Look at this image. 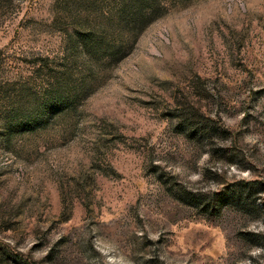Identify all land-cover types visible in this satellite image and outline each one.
Instances as JSON below:
<instances>
[{"label":"rangeland","instance_id":"1","mask_svg":"<svg viewBox=\"0 0 264 264\" xmlns=\"http://www.w3.org/2000/svg\"><path fill=\"white\" fill-rule=\"evenodd\" d=\"M0 264H264V0H0Z\"/></svg>","mask_w":264,"mask_h":264},{"label":"trees","instance_id":"2","mask_svg":"<svg viewBox=\"0 0 264 264\" xmlns=\"http://www.w3.org/2000/svg\"><path fill=\"white\" fill-rule=\"evenodd\" d=\"M178 200L183 204L197 209L201 213H209L217 215L220 213L222 207L233 206L237 211L241 213H247L246 209L252 207L255 209V205L251 202L250 194L245 193L241 195L239 191H229L225 195L214 194L207 196L205 194L192 193L186 191L183 188H179ZM254 205V206H253ZM254 211V210H253Z\"/></svg>","mask_w":264,"mask_h":264}]
</instances>
